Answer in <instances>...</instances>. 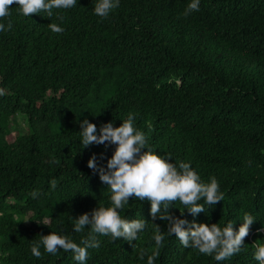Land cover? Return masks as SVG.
<instances>
[{"label":"trees","instance_id":"1","mask_svg":"<svg viewBox=\"0 0 264 264\" xmlns=\"http://www.w3.org/2000/svg\"><path fill=\"white\" fill-rule=\"evenodd\" d=\"M187 3L121 0L107 17L92 11V0H77L52 17H25L12 5L4 21L13 27L0 32V264H78L71 251L52 254L41 246L36 257L31 245L49 232L80 243L87 229L74 232L72 217L110 204L108 186L87 161L104 153L98 163L106 166L114 145L82 147L80 121L87 118L99 131L129 112L155 151L190 161L202 180L218 179L223 200L195 217L185 209L187 219L232 221L234 229L246 213L255 219L240 252L216 261L168 235L167 221L151 215L149 201L130 197L121 215L143 216L145 229L132 241L98 234L101 246L88 249L87 264H147L157 225L165 239L155 264H258L264 0H200L198 11L184 15ZM51 23L64 31H52ZM168 211L182 214L172 204Z\"/></svg>","mask_w":264,"mask_h":264},{"label":"clouds","instance_id":"2","mask_svg":"<svg viewBox=\"0 0 264 264\" xmlns=\"http://www.w3.org/2000/svg\"><path fill=\"white\" fill-rule=\"evenodd\" d=\"M120 2L92 0V11L100 17H107L120 6ZM76 4L77 0H0V32L10 31L13 27L11 19L4 21V18L11 16L12 5L25 17L41 12L52 17L54 10L70 9ZM199 8L200 0H188L184 15L198 11ZM49 27L55 32L64 31L63 25L59 23H51ZM79 132L82 147L93 143L106 147L114 145L112 154L106 159V166L98 163V159L104 158V153H100L99 157L94 153L87 161L93 172L98 173L100 180L108 186L110 204L99 205L91 212L71 216L74 232H85L87 229L80 243L67 234L49 232L40 235L31 245L34 256H42L41 246L44 251L52 254L63 249L71 251L73 260L78 264H87L88 249L101 246L98 234L109 236L112 240L120 237L128 241L135 240L145 229L147 220L143 216L128 218L121 215L120 210L129 203L130 197L149 201L151 215L156 217L159 214L160 219L166 220L167 234L176 236L184 247L198 249L200 253L213 256L216 261L233 258L234 254L240 252L255 219L253 215L244 214L242 223L236 229L232 221L220 226L217 222L209 224L187 219L183 215L185 209L195 217L206 211L205 205L210 206L223 200L224 193L220 190L219 181L215 176L207 181L202 180L190 161L180 160L177 163L170 155L155 151L145 132L136 127L135 113L129 112L119 125H114L111 120L104 122L99 126V131L95 123L85 118L80 121ZM51 183L55 187L56 182L53 180ZM38 195L37 191L31 192L34 198ZM177 201L182 207L177 206ZM170 204L178 207L182 214L168 211ZM153 238L157 248L147 256V264H155V256L164 243L165 234L159 225ZM253 255L258 264H264V243L256 246Z\"/></svg>","mask_w":264,"mask_h":264},{"label":"rangeland","instance_id":"3","mask_svg":"<svg viewBox=\"0 0 264 264\" xmlns=\"http://www.w3.org/2000/svg\"><path fill=\"white\" fill-rule=\"evenodd\" d=\"M13 135H15V132H13V133L11 134L12 137H13Z\"/></svg>","mask_w":264,"mask_h":264}]
</instances>
